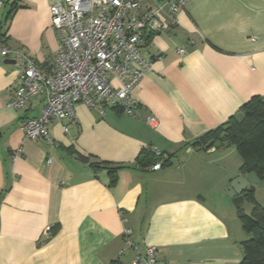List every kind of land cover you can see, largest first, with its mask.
I'll list each match as a JSON object with an SVG mask.
<instances>
[{"label":"crops","instance_id":"crops-1","mask_svg":"<svg viewBox=\"0 0 264 264\" xmlns=\"http://www.w3.org/2000/svg\"><path fill=\"white\" fill-rule=\"evenodd\" d=\"M53 2L4 0L0 9L6 44L47 67L59 45ZM163 16L142 46L153 68L133 89L137 114L78 103L75 118L50 122L54 143L23 127L41 115L43 96L26 109L7 105L20 71L0 56V264H134L148 245L170 264L242 260L250 234L226 192L242 158L234 146L192 143L264 97V0H188L176 19ZM148 148L162 155L151 159ZM253 190L264 206V178Z\"/></svg>","mask_w":264,"mask_h":264},{"label":"built area","instance_id":"built-area-1","mask_svg":"<svg viewBox=\"0 0 264 264\" xmlns=\"http://www.w3.org/2000/svg\"><path fill=\"white\" fill-rule=\"evenodd\" d=\"M148 1L146 5L144 0H54L51 26L59 34V45L50 67L37 64L24 49L10 47L6 34L0 33V56L14 59L20 71L7 105L26 109L33 97L46 100L41 115L24 122L27 137L54 143L50 122L75 118L78 103L98 107L101 112L105 106H115L126 114H137L139 103L133 98V89L153 68L152 59L142 51L146 37L163 30L164 14L176 19L188 3ZM3 4L0 0V9ZM178 50L184 52L183 48ZM147 123L156 126L157 120L148 117ZM64 130L68 132L66 126ZM154 150L161 154L159 149ZM161 166L156 162L152 168ZM130 232L124 230L129 246L133 244ZM145 249L144 253L136 249L134 264H170L158 260L155 245Z\"/></svg>","mask_w":264,"mask_h":264},{"label":"trees","instance_id":"trees-1","mask_svg":"<svg viewBox=\"0 0 264 264\" xmlns=\"http://www.w3.org/2000/svg\"><path fill=\"white\" fill-rule=\"evenodd\" d=\"M239 109L245 115L241 122L236 121L233 115L224 124L199 135L192 144L194 147L204 148L210 140H214L221 141L223 147L234 146L243 161L240 171L255 172L262 179L264 178V97L255 95ZM144 152L151 159L162 155V152L158 155L155 150L149 148ZM108 167L111 169L110 176L113 182L117 178V170ZM253 193L254 190L246 194L247 200L253 203L251 213L238 208V220L245 232L250 234V237L240 244L243 248V258L238 264H264V206L255 199ZM57 229L58 225H55L52 231Z\"/></svg>","mask_w":264,"mask_h":264},{"label":"water","instance_id":"water-1","mask_svg":"<svg viewBox=\"0 0 264 264\" xmlns=\"http://www.w3.org/2000/svg\"><path fill=\"white\" fill-rule=\"evenodd\" d=\"M9 62L15 63L14 60L7 59ZM245 117L243 111H239L235 114V119L241 122ZM221 146V141L210 140L205 147H211V149ZM259 181V177L255 172L240 173L233 178L226 189L227 196H229L234 205L239 207L247 200V195L253 190V185H256Z\"/></svg>","mask_w":264,"mask_h":264},{"label":"rangeland","instance_id":"rangeland-1","mask_svg":"<svg viewBox=\"0 0 264 264\" xmlns=\"http://www.w3.org/2000/svg\"><path fill=\"white\" fill-rule=\"evenodd\" d=\"M252 204L250 201H246L241 207L245 210V212L250 213L252 209Z\"/></svg>","mask_w":264,"mask_h":264}]
</instances>
